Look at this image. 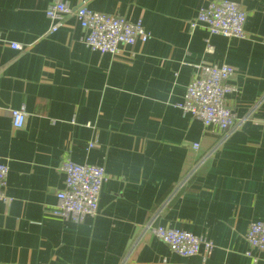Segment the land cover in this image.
<instances>
[{
  "label": "crops",
  "instance_id": "crops-1",
  "mask_svg": "<svg viewBox=\"0 0 264 264\" xmlns=\"http://www.w3.org/2000/svg\"><path fill=\"white\" fill-rule=\"evenodd\" d=\"M67 1L141 19L152 37L103 54L74 15L50 30L51 0H0V264H264L245 237L264 221V0H235L248 13L244 39L190 27L215 0ZM202 63L236 70L229 131L179 107ZM65 157L108 174L98 214L79 223L52 213ZM150 225L207 236L214 249L179 255Z\"/></svg>",
  "mask_w": 264,
  "mask_h": 264
},
{
  "label": "built area",
  "instance_id": "built-area-1",
  "mask_svg": "<svg viewBox=\"0 0 264 264\" xmlns=\"http://www.w3.org/2000/svg\"><path fill=\"white\" fill-rule=\"evenodd\" d=\"M51 21V31H57L68 15H74L86 29L83 42L100 53L119 55L125 46H133L138 40L148 41L152 34L143 21H131L124 16L100 12L82 3L73 7L67 0H51L46 11ZM248 13L235 0H215L202 7L198 15L190 21V27L205 26L211 35L247 38L246 21ZM206 51L214 52L210 39H206ZM14 49H20L19 43H12ZM199 73L187 85L184 100L179 104L184 115L197 118L207 127L220 131L231 130L236 123V114L228 104V95L237 88L230 84L236 70L229 64H204L197 66ZM25 106L12 110L15 127H23L26 114ZM199 150L200 144L194 143ZM61 168L65 173L64 188L57 192V204L53 214L75 223L84 221L99 212L101 191L108 180L106 169L102 165L80 164L69 157L62 160ZM9 167L0 162V201L8 200L5 196L6 178ZM151 233L166 243L173 251L182 256H194L202 251L209 254L214 249L213 241L204 235L170 228L152 226ZM250 249L246 255L254 261L258 258L253 251L264 252V221H253L246 233Z\"/></svg>",
  "mask_w": 264,
  "mask_h": 264
}]
</instances>
